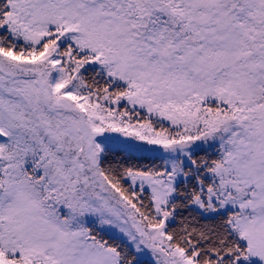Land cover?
Listing matches in <instances>:
<instances>
[{"label":"snow or ice","instance_id":"1","mask_svg":"<svg viewBox=\"0 0 264 264\" xmlns=\"http://www.w3.org/2000/svg\"><path fill=\"white\" fill-rule=\"evenodd\" d=\"M0 264H264V0H0Z\"/></svg>","mask_w":264,"mask_h":264},{"label":"trees","instance_id":"2","mask_svg":"<svg viewBox=\"0 0 264 264\" xmlns=\"http://www.w3.org/2000/svg\"><path fill=\"white\" fill-rule=\"evenodd\" d=\"M145 195H147V193H145ZM186 214V213H185ZM210 218H204V219H201V222L200 223H205L209 220Z\"/></svg>","mask_w":264,"mask_h":264},{"label":"rangeland","instance_id":"3","mask_svg":"<svg viewBox=\"0 0 264 264\" xmlns=\"http://www.w3.org/2000/svg\"><path fill=\"white\" fill-rule=\"evenodd\" d=\"M200 222H201V220H200Z\"/></svg>","mask_w":264,"mask_h":264}]
</instances>
